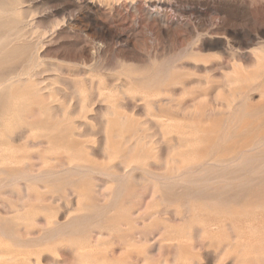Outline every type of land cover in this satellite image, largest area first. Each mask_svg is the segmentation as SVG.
Masks as SVG:
<instances>
[{"label":"rangeland","instance_id":"rangeland-1","mask_svg":"<svg viewBox=\"0 0 264 264\" xmlns=\"http://www.w3.org/2000/svg\"><path fill=\"white\" fill-rule=\"evenodd\" d=\"M0 39V264H264V0H0Z\"/></svg>","mask_w":264,"mask_h":264},{"label":"bare ground","instance_id":"bare-ground-1","mask_svg":"<svg viewBox=\"0 0 264 264\" xmlns=\"http://www.w3.org/2000/svg\"><path fill=\"white\" fill-rule=\"evenodd\" d=\"M151 3H152V2H151ZM149 4H150V3H149ZM153 7H154V6H153ZM153 7H152V8H153ZM142 9H143V8H142ZM152 10H153V9H152ZM161 10H162V9H161ZM144 11H145V10H144ZM2 14H3V12H2ZM96 14H97V13H96ZM101 14H102V13H101ZM103 14H104V13H103ZM105 14H106V13H105ZM150 14H151V13H150ZM155 14H157V13H155ZM157 15H158V14H157ZM104 16H105V15H104ZM152 17H153V16H152ZM115 18H116V17H115ZM115 18H114V19H115ZM157 18H158V17H157ZM107 19H108V18H107ZM114 19H113V20H114ZM119 19H120V18H119ZM108 20H109V19H108ZM159 20H161V19H159ZM70 21H71V20H70ZM70 21H69V22H70ZM110 21H111V20H110ZM136 21H137V19H136ZM162 21H163V20H162ZM70 23H71V22H70ZM85 24H86V23H85ZM99 25H100V24H99ZM136 25H137V24H136ZM103 26H104V25H103ZM105 27H106V26H105ZM118 29H119V28H118ZM12 31H13V30H12ZM133 31H134V30H133ZM8 34H9V33H8ZM115 34H116V33H115ZM133 36H134V35H133ZM11 37H12V36H11ZM118 37H119V36H118ZM134 37H135V36H134ZM9 38H10V37H9ZM126 38H128V37H126ZM129 38H130V37H129ZM0 40H1V39H0ZM127 41H128V40H127ZM98 43H99V42H98ZM0 44H1V43H0ZM84 44H85V43H84ZM100 44H101V43H100ZM93 45H94V44H93ZM96 45H97V44H96ZM102 46H103V45H102ZM97 47H98V46H97ZM102 49H103V48H102ZM85 50H86V49H85ZM84 52H85V51H84ZM92 52H93V51H92ZM92 52H91V53H92ZM82 54H83V53H82ZM30 56H31V54H30ZM90 56H91V55H90ZM78 57H79V56H78ZM86 57H87V56H86ZM31 61H32V60H31ZM38 61H39V60H38ZM36 62H37V61H36ZM81 62H82V61H81ZM0 64H1V60H0ZM61 64H62V63H61ZM61 64H60V65H61ZM43 65H44V64H43ZM74 66H75V65H74ZM77 66H78V65H77ZM35 67H36V65H35ZM47 67H48V66H47ZM61 67H62V66H61ZM71 69H72V68H71ZM81 69H82V68H81ZM11 70H12V69H11ZM49 70H50V69H49ZM62 70H63V69H62ZM78 70H80V68H79ZM64 71H65V70H64ZM93 71H94V70H93ZM77 72H78V71H77ZM94 72H95V71H94ZM99 72H100V71H99ZM64 73H65V72H64ZM74 73H75V72H74ZM112 73H113V72H112ZM75 74H76V73H75ZM27 75H28V74H27ZM27 75H26V76H27ZM52 75H53V74H52ZM94 75H95V74H94ZM99 75H100V74H99ZM123 75H124V74H123ZM50 76H51V75H50ZM64 76H65V75H64ZM95 76H96V75H95ZM112 76H114V75H112ZM125 76H126V75H125ZM16 77H17V76H16ZM108 77H109V76H108ZM108 77H107V78H108ZM117 77H118V76H117ZM117 77H116V79H117ZM9 78H10V77H9ZM18 78H19V77H18ZM61 78H62V76H61ZM74 78H76V77H74ZM77 78H79V77H77ZM80 78H81V77H80ZM103 78H104V77H103ZM13 79H14V78H13ZM108 79L110 80V78H108ZM111 79H112V78H111ZM16 81H17V80H16ZM77 81H79V80H77ZM79 82L82 83L83 81H82V82L79 81ZM91 82H92V80H91ZM93 82H94V81H93ZM93 82H92V83H93ZM104 82H105V81H104ZM3 84H4V83H3ZM82 84H84V83H82ZM98 84H99V82L97 83V85H98ZM103 84H104V83H103ZM12 86H13V84H12V83H9L8 85H5L3 88H1V89H0V96L4 95V93H5L6 91H9V92H10V91L14 90V88H13ZM82 86H83V85H82ZM82 86H81V87H82ZM84 86H85V85H84ZM75 87H76V86H75ZM98 87H99V86H98ZM90 88H91V87H90ZM103 88H104V87H103ZM124 88H126V87H124ZM129 89H130V88H129ZM131 89H132V88H131ZM106 90H108V89H106ZM123 90H124V89H123ZM134 90H135V89H134ZM140 90L143 91V89H140ZM80 91H82V90L80 89ZM84 91H85V90H84ZM145 91H148V90H145ZM85 92H86V91H85ZM81 93H82V92H81ZM96 93H97V92H96ZM139 93H140V92H139ZM152 93H153V92H152ZM152 93H151V94H152ZM82 94H83V93H82ZM86 94H87V93H86ZM97 94H98V93H97ZM99 94H100V93H99ZM188 94H189V93H188ZM117 95H118V94H117ZM129 95H131V94H129ZM137 95H138V94H137ZM181 95H182V94H181ZM113 96H114V95H113ZM119 96H120V95H119ZM139 96H142V95H139ZM156 96H157V95H156V93H155V97H156ZM104 97H105V96H104ZM131 97H132V96H131ZM134 97H136V95L133 96L132 98H134ZM148 97H149V96H148ZM21 98H22V97H21ZM85 98H86V97H84V99H85ZM140 98H141V97H140ZM142 98H144V97L142 96ZM149 98H150V97H149ZM156 98H157V97H156ZM109 99H110V98H109ZM130 99H131V98H130ZM146 99H147V98H146ZM18 100H19L18 105H20V102H21L22 100H21L20 98H19ZM20 100H21V101H20ZM112 101H113V100H112ZM112 101L109 102V103L112 104ZM72 102H73V101H72ZM84 103H85V102H84ZM106 103H107V102H106ZM109 103H108V104H109ZM124 103H125V102H124ZM142 103L145 104V100H144ZM14 104L16 105L17 103H14ZM114 104H115V102H114ZM146 104H147V103H146ZM146 104H145V105H146ZM83 105H84V104H83ZM138 105H139V104H138ZM12 106H13V105H12ZM147 106H148V105H147ZM16 107H18V106L16 105ZM143 107H144V106H143ZM149 107H150V105H149ZM84 108H85V107H84ZM92 108H93V107H92ZM92 108H91V109H92ZM237 109H238V108H237ZM145 111H146V109H145ZM149 111H150V110H149ZM149 111H148V114H149ZM15 112H16V111H15ZM60 112H61V111H60ZM132 113H133V112H132ZM146 114H147V113H146ZM150 114H151V113H150ZM13 116H14V115H13ZM146 116H149V115H146ZM151 116H153V115L151 114ZM8 117H9V116H8ZM10 117L12 118V116H10ZM153 117H154V116H153ZM157 117H158V116H157ZM159 117H160V116H159ZM6 118H7V117H6ZM17 118H18V117H17ZM12 119H13V121H12ZM12 119H11V121L14 122L15 118H12ZM18 119H19V118H18ZM82 119L85 120V118H82ZM164 119H165V118H164ZM168 119H169V118H168ZM7 120H8V119H7ZM9 120H10V119H9ZM20 120H22V119H19L18 121H20ZM76 120H77V119H76ZM162 120H163V119H162ZM0 122H1V120H0ZM6 122H8V121H6ZM83 122H84V121H83ZM87 122H89V120H88ZM163 122H164V121H163ZM2 123H4V122H2ZM2 123H1V124H2ZM17 123H18V122H17ZM19 123H20V122H19ZM89 123H90V122H89ZM7 124H8V123H6V125H7ZM14 124H15V123H14ZM14 124H13V126H14ZM160 124H161V123H160ZM10 125H11V124H10ZM10 125H8V126H10ZM18 125H19V124H16V126H18ZM161 125H162V124H161ZM165 125H166V124H165ZM25 126H26V125H25ZM27 126H28V125H27ZM11 127H12V126H11ZM29 127H32V126H29ZM165 127H166V126H165ZM167 127H168V126H167ZM173 127H174V125H173ZM2 128H3V127H2ZM14 128L16 129L15 126H14ZM37 128H38V127H37ZM40 128H41V127H40ZM15 129H14V130H15ZM24 129H25V127H24ZM28 129H29V128H28ZM30 129H31V128H30ZM30 129H29V132H30ZM42 129H43V128H42ZM10 130H11V128H9V130H8L7 132L10 133V132H9ZM12 130H13V129H12ZM12 130H11V131H12ZM14 130H13V131H14ZM50 130H51V129H50ZM22 131H23V130H21V131L19 130V132H22ZM39 131H40V130L38 129V133H40L42 130H41L40 132H39ZM43 131H45V130H43ZM26 132H27V131H26ZM36 132H37V131H36ZM134 132H135V131H134ZM11 133H12V132H11ZM11 133H10V134H11ZM17 133H18V132H17ZM22 133H23V132H22ZM32 133H34V132L31 131V134H32ZM1 134H2V133H0V135H1ZM15 134H16V133H15ZM47 135L51 136V135H53V134L49 132ZM15 136H16V135H15ZM3 137H4V136H3ZM15 138H16V137H15ZM15 138H14V139H15ZM104 138H105V136H104ZM9 139H10V138H9ZM3 140H4V138H3ZM6 141H7V140H6ZM3 142H4V141H3ZM199 143H200V142H199ZM4 144H5V142L3 143V145H4ZM193 144H194V143H193ZM193 144H192V145H193ZM1 146H2V145H1ZM198 147H199V146H198ZM9 148L11 149L10 146H9ZM12 148H13V147H12ZM40 148H41V147H40ZM56 148H58V147H56ZM4 149H5V148H4ZM48 149H50V148H48ZM48 149H46V151H47ZM51 149H52V148H51ZM61 149H62V148H61ZM13 150H14V149H13ZM15 150H16V149H15ZM18 150H20V149H18ZM32 150H33V149H32ZM32 150H31V151H32ZM55 150H56V149H55ZM10 151H11V150H10ZM10 151H9V152H10ZM20 151H21V150H20ZM37 151H38V150H37ZM69 151H73V150H69ZM48 152H49V151H48ZM57 152H58V151H57ZM74 152H75V151H74ZM74 152H72V153L74 154ZM7 153H8V152H7ZM18 153H19V152H18ZM65 153H66V152H65ZM72 153H71L70 155L73 156ZM1 154H4V152L1 153ZM9 154H10V153H9ZM12 154H14V152H12ZM66 154H67V153H66ZM53 155H54V151H53ZM113 155H114V154H113ZM194 155H195V154H194ZM4 156H5V155H4ZM72 156H71V157H72ZM196 156H197L196 158H198V155H196ZM113 157H115V156H113ZM116 157H117V156H116ZM189 157H190V155H189ZM193 157H194V156H193V154H192V158H193ZM6 158H7V156H6ZM11 158H12V157H11ZM26 158H27V157H26ZM187 158H188V157H187ZM8 159H9V158H8ZM15 159H16V158L14 157V161H15ZM44 159H46V158H44ZM48 159H49V158H48ZM48 159H47V160H48ZM72 159L75 160L76 158H73V157H72ZM116 159H117V158H116ZM189 159H190V158H189ZM1 160H2V159H1ZM9 160H10V159H9ZM17 160H18V159H17ZM19 160H20V159H19ZM23 160H24V159H22V161H23ZM27 160H28V158H27ZM27 160L25 159V161H27ZM68 160L70 161V159H68ZM78 160H79V159H78ZM112 160H113V159H112ZM133 160H135V159H133ZM192 160H193V159H192ZM14 161H13V162H14ZM48 161H49V160H48ZM137 161H138V160H137ZM149 161H150V160H149ZM4 162H6V161H4ZM18 162H19V161H18ZM44 162H47V161L44 160ZM44 162H43V163H44ZM51 162H52V161H51ZM74 162H75V161H74ZM74 162H73V163H74ZM77 162H78V161H77ZM83 162H85V161H83ZM133 162H134V161H133ZM133 162H132V163L130 162L129 166H131V164H133ZM135 162H136V161H135ZM10 163H11V162H10ZM10 163L8 162V165H9ZM16 163H17V162H16ZM19 163H20V162H19ZM19 163H18V164H19ZM48 163H49V162H48ZM75 163H76V162H75ZM1 164H2V165H6V164H3L2 162H1ZM83 164H84V163H83ZM14 165H15V164H14ZM106 165H107V164H106ZM103 166H104V165H103ZM109 166H110V165H109ZM129 166H128V168H129ZM96 167H98V166H96ZM104 167H105V166H104ZM58 168H59V167H58ZM102 168H103V167H102ZM128 168H127V169H128ZM127 169H126V170H127ZM129 169H131V168H129ZM73 173H74V172H73ZM3 175H4V174H3ZM42 175H43V174H42ZM73 175H74V174H73ZM47 176H49V175H47ZM52 177H53V176H52ZM54 177H55V176H54ZM135 177H136V176H135ZM140 179H141V178H140ZM33 180H34V179H33ZM63 181H64V180H63ZM112 181H113V180H112ZM9 186H10V185H9ZM194 207L196 208L197 206H194ZM152 209H154V207H153ZM197 209H198V208H197ZM197 209H196V210H197ZM125 210H126V209H125ZM125 210H124V211H125ZM130 211H131V210H130ZM194 211H195V209H194ZM198 211H199V210H198ZM195 212H197V211H195ZM124 213H125V212H124ZM149 224H150V223H149ZM149 224H148V225H149ZM148 225H147V226H148ZM165 225H166V224H165ZM168 227H169V226H168ZM165 228H166V226H165Z\"/></svg>","mask_w":264,"mask_h":264}]
</instances>
